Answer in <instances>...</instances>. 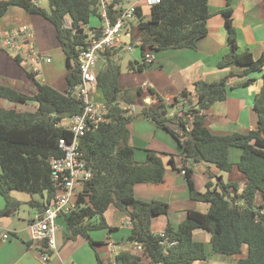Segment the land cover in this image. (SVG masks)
<instances>
[{"label": "trees", "instance_id": "1", "mask_svg": "<svg viewBox=\"0 0 264 264\" xmlns=\"http://www.w3.org/2000/svg\"><path fill=\"white\" fill-rule=\"evenodd\" d=\"M48 8L31 0H0V18L9 7L20 6L32 14L43 15L55 27L56 37L65 56L67 89L60 91L46 82H39L33 73L29 76L37 83V92L29 95L11 86L0 84V99L15 103H35V110L5 108L0 104V195L5 205L0 218L15 215L23 202L15 198L12 190L24 191L31 196L39 210L50 203L57 193L52 176L51 159L62 157L61 138L70 141L73 133L66 124L83 111L80 98L67 95L68 90L80 83L78 56L88 46V30L97 18L102 24V7L99 0H47ZM122 0L108 3L110 17L115 21ZM144 13L142 5L136 10L135 20L126 24L129 41L109 49L101 55L103 67L98 71V87L102 90L108 109L107 121L81 137L79 148L91 178L78 196L76 206L63 213L69 238H85L94 249L98 264L106 263L97 252L98 241L93 230L109 227L104 212L110 207L126 212L131 225L130 240L142 245L140 254L122 250L116 255L120 264H193L206 259L208 254L203 241L194 239V231L203 229L211 234L213 249L221 254L242 255L238 264H264V75L262 85L254 97L253 108L258 116L256 127L247 132L214 133L206 124L205 111L216 102L225 100L234 72L213 82L197 80L194 93L188 89L179 92L175 100L166 102L153 87L148 92L155 104L144 106L140 115L166 129L179 145V155L185 170L190 196L208 204L206 212L190 209L186 218L176 227L169 222L162 233L152 230L154 217L167 214L169 205L160 200L145 201L135 196L138 183H161L165 179L167 160L175 165V155L147 150L144 161L135 158L131 144L129 124L136 117L123 106L136 104L143 95L141 87L121 88V52L124 44L141 50V60H130V71H142L149 63L144 61L148 51L197 48L198 42L208 33L211 17L209 0H160L149 5ZM225 16L229 51L219 61V68L244 67L240 76L246 77L241 87L256 82L249 75L264 67V56L255 58L249 49L239 50L237 30L233 24L232 0L221 10ZM67 16L70 24H67ZM100 24V25H101ZM138 25L140 33L133 37ZM127 32V33H128ZM124 36V35H123ZM19 62L20 57L16 56ZM144 61V62H143ZM174 108L171 114L168 109ZM193 116L191 120L189 117ZM173 124V125H172ZM241 149L237 163L230 159V149ZM166 155V154H165ZM215 165L221 172L235 167L246 177L239 192L237 181H225L222 175L209 172L211 178L206 190L195 186L193 165ZM215 178V181L212 179ZM94 217H98L94 221Z\"/></svg>", "mask_w": 264, "mask_h": 264}, {"label": "crops", "instance_id": "2", "mask_svg": "<svg viewBox=\"0 0 264 264\" xmlns=\"http://www.w3.org/2000/svg\"><path fill=\"white\" fill-rule=\"evenodd\" d=\"M42 1L40 0V4L48 8V2L45 5L42 4ZM134 3H137L138 6L142 5L144 13H149V4L142 0H137ZM226 5L227 0H209L212 15L208 19V33L199 40L197 48L150 50L154 56V61L149 63L142 71L121 73V88L141 87L143 90L142 97L139 98L136 104H133V108H130L131 114L136 115V110H140L138 107L151 106L156 103L157 99L148 92L149 87H153L166 102L171 103L175 100L176 95L184 89H188L194 93V82L197 80H205L207 82L218 81L229 73L234 72L235 75L230 79V84L235 87L229 88L225 100L216 102L205 111L206 124L216 134L235 131L247 132L256 127L258 116L253 108V103L254 97L263 82L264 67L260 72L249 75L256 78L255 83L241 87L237 84L246 79V77L242 78L240 76L243 73L244 67L231 66L219 68L218 66L219 61L229 51L225 16L221 13V10ZM232 7L233 24L237 30L239 50L249 49L255 58L264 56V0H232ZM9 13H13V16L18 19V23L13 25L15 28L29 26L33 30L34 39L32 43H35L44 53L47 54L48 52L49 38L51 39L55 36V41L58 42L56 31H54L55 27L49 24L50 22L42 16L29 13L24 8H20V6L9 7L4 16L9 15ZM66 19L67 24H70V17L67 16ZM100 24L97 18L93 19L91 23L94 27H98ZM127 30L126 28L123 36V40L126 42L129 41V32ZM139 33L140 29L136 24L133 30V37H137ZM30 43L27 40L21 43V45L24 49H27ZM50 44L54 46L55 42H50ZM134 48L132 54L136 53L138 49L139 55L132 60H141L142 54L140 48ZM123 50L127 49L124 48ZM16 56L19 55H16L12 51L6 49L0 50V84L8 85L24 93L33 95L37 92L38 88L36 81L29 76L30 72L33 73L31 63L25 56H19L20 61L18 62ZM50 63L43 64V73L40 75L42 78L33 73L37 81L48 83L45 76ZM98 63L103 65V60L100 58ZM97 70L99 71L100 69ZM93 100L105 104L103 92L98 86L93 92ZM148 100L150 103H147ZM0 104L2 106L5 105L1 102ZM123 106L127 107L128 105L123 103ZM14 107L21 110H35L36 104L33 102L28 104L17 103V106ZM172 110L174 111V108ZM129 129L131 144L135 146L136 160L144 161L147 156V150L164 153L165 158L169 157L167 154L175 155V165L171 164L168 160L166 162L165 179L163 182L138 183L134 188L135 196L138 199L145 201L160 200L169 205L167 214L154 217L152 230L162 233L169 222L177 227L186 218L187 211L190 209L206 212L208 204L196 201L190 196L185 175L179 169L182 165V160L179 155V145L174 136L166 129L158 127L153 121L140 117L132 120L129 124ZM233 148L236 147L230 149V159L233 156L231 161L237 163L241 155V149L237 148L238 150H233ZM198 164L193 165L194 182L200 191L206 190L207 182L211 180L208 172L222 175L225 181H237L239 183V192L246 184L245 175L237 167L230 172H221L215 170L214 166L202 164L203 166L200 168ZM197 180H199V183ZM212 180L215 181V178ZM15 191L17 190L11 191V194L15 198L30 204L36 210L26 220L18 215L20 222H14L12 217L14 215L0 218L2 226L0 227V264H98L96 253L85 238L81 236L75 239L69 238V230L62 218L58 220L60 226L57 233L58 248L53 253L49 262L44 263L38 254L39 247L31 240L29 233L30 222L41 211L31 201L32 199H38L27 192L17 191L23 194H16ZM4 205L5 199L3 197V200L0 199V209ZM18 213L19 211L15 216ZM104 218L109 227L92 231V233L94 232V236L92 235V237L98 241L96 249L100 257L106 263L120 264L116 263L118 252L130 250L140 254L141 251L137 249L136 243L130 240L131 225L126 212L115 206H110L104 212ZM97 219L98 217H94L93 220L96 221ZM5 231L10 232L9 238H3ZM198 234L200 239L196 238ZM194 239L205 243L208 256L206 259L196 260L193 264H238L239 258L247 254V246H244L242 255H226L216 252L211 243V234L203 229H196L194 231ZM86 244L93 250L96 263L93 258H90L89 250H86ZM80 249H83L86 253V260L83 257L77 256V252ZM144 261L146 264H151L148 259H144Z\"/></svg>", "mask_w": 264, "mask_h": 264}, {"label": "built area", "instance_id": "3", "mask_svg": "<svg viewBox=\"0 0 264 264\" xmlns=\"http://www.w3.org/2000/svg\"><path fill=\"white\" fill-rule=\"evenodd\" d=\"M31 1L36 5H41L40 0ZM99 1L102 7V24L88 30V46L78 56L81 81L67 92V95L82 100L83 111L73 115L66 124L73 133V138L70 141L65 138L60 139L59 145L64 150V155L51 159L52 176L57 185V193L29 224L31 240L39 247L38 254L44 263L49 262L58 248L59 217L76 206L78 196L83 193L85 182L92 175L82 158L79 148L80 139L88 131L96 129L100 123L107 121L108 109L106 105L93 100V92L98 86V61L103 53L123 42L126 24L135 18L138 7L137 3L129 6L120 4L118 7L120 13L113 21L108 11V3L112 0ZM142 1L149 5L160 2V0ZM33 39V30L29 26H22L17 30L0 35V50L6 49L16 55L25 56L31 63L33 73L40 76L43 73V64L51 62L52 58L40 50L35 43H32ZM27 40L31 43L27 49H24L21 43ZM124 47L129 52H134V46L125 43ZM144 58L146 63L154 61V56L150 51L145 54ZM147 103L150 101L148 100ZM133 107L134 105L127 106L129 109ZM189 118L192 120L193 116ZM182 173L184 174L185 170ZM0 227H2L1 224ZM10 235V232L5 231L3 238H9ZM136 247L142 251L140 243H136Z\"/></svg>", "mask_w": 264, "mask_h": 264}, {"label": "rangeland", "instance_id": "4", "mask_svg": "<svg viewBox=\"0 0 264 264\" xmlns=\"http://www.w3.org/2000/svg\"><path fill=\"white\" fill-rule=\"evenodd\" d=\"M135 1H137V0H122L121 3L124 6H129V5L133 4ZM42 4L47 5V1L46 0H43L42 1ZM36 15H39V14H36ZM39 16H42L43 18H45L43 15H39ZM46 20H48V19H46ZM134 22H136L135 19H134ZM16 23H18V19H17V17H14L13 16V13H9V15H6V16H2L0 18V28H1L0 35H2L4 33H7L10 30H13L15 28V26H13V25H15ZM49 24H51L53 26V24L51 22ZM15 29L17 30L19 28H15ZM54 31H55V28H54ZM55 40H56L55 39V36L53 38H51V39L49 38V46H48L49 49H48L47 54H49L51 56L52 61L49 64V66L47 67L45 78L47 79L48 84H50L51 86L55 87L56 89H58L60 91H65L67 89L65 56L63 54V51H62L60 45ZM50 42H55V45L52 46L50 44ZM120 55H121L122 72L123 73L130 72V69L128 68V63H129L130 60L134 59L136 56L139 55L138 49L136 50V53H134V54H132L128 50H123ZM102 67H103V65L101 63H98L97 69H101ZM40 78H42V76H40ZM0 102L3 103V104H5L4 106L6 108H16L14 106H17V103L12 102V101H10V100H8L6 98H2L0 100ZM138 108H140V110L142 109V107H138ZM140 110L139 109L136 110V115H135L136 117L135 118H139L140 117V118H144L145 119V117H143V116L140 115ZM172 112H173V110L171 111V113ZM233 150H238V149L237 148H233ZM231 159H233V156L231 157ZM178 161H179V158H178ZM202 164L206 165V163H203V162L202 163H199L198 165H199L200 168L203 166ZM210 165L211 166H214L215 170L219 171V169L217 167H215V165H213V164H210ZM213 172H214V170H213ZM197 181L199 183V180H197ZM15 193L16 194H18V193L23 194V193L17 192V191H15ZM36 198L38 200L41 199V197L39 195H36ZM0 199L3 200V196L0 195ZM35 210H36V208L32 207L28 203L23 202V204H22V206H21V208H20L19 213L17 214V216H15V215H14L15 217L12 216L13 219H14V222H20V220L18 219L19 218L18 215L21 218H24L25 220L28 219V217L30 215H32V213ZM25 220H24V222H25ZM91 234L94 236V232L93 233L91 232ZM196 238L200 239L199 234L196 235ZM86 246H87V249L86 250L87 251L89 250L88 252H89L90 258L91 259L93 258V260L96 263V258H95L94 254H93V250L90 248V246L88 244H86ZM77 256L78 257L79 256L80 257H83L84 260H86V257H87L86 256V253L83 251V249L82 250L81 249L78 250Z\"/></svg>", "mask_w": 264, "mask_h": 264}, {"label": "water", "instance_id": "5", "mask_svg": "<svg viewBox=\"0 0 264 264\" xmlns=\"http://www.w3.org/2000/svg\"><path fill=\"white\" fill-rule=\"evenodd\" d=\"M172 109H173V108H169V112H171V111H172Z\"/></svg>", "mask_w": 264, "mask_h": 264}]
</instances>
